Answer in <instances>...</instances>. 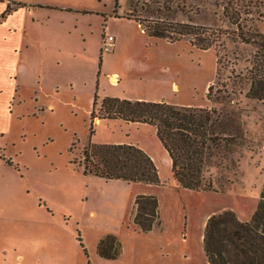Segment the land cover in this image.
Wrapping results in <instances>:
<instances>
[{
	"label": "rangeland",
	"instance_id": "obj_1",
	"mask_svg": "<svg viewBox=\"0 0 264 264\" xmlns=\"http://www.w3.org/2000/svg\"><path fill=\"white\" fill-rule=\"evenodd\" d=\"M227 1L119 0L117 8L118 17H138L146 25L161 17L222 30L219 63L214 49L200 50L189 38H151L138 23L117 20L115 0H0V10L9 12L5 18L14 14L0 25V34L21 23L25 35L19 30L17 36L31 43L22 56L13 53L11 37L7 47L0 45V264H208V219L233 211L250 221L264 187V101L246 96L245 70L255 48L237 37L238 28L224 14ZM145 2H154L153 13L142 10ZM230 2L241 9L245 32L264 34V0ZM36 3L46 7L26 15L25 6ZM163 5L169 8H157ZM18 9L23 11L13 13ZM108 35L117 38L112 53L102 50ZM114 72L121 77L119 87L108 81ZM234 80L243 94H232L226 106L239 113L241 135L207 174L212 190L176 182L149 125L104 123L93 130L101 143L133 141L154 154L157 188L84 174L81 160L93 142L89 113L97 88L99 104L103 96L222 109L208 100L209 87L230 94ZM147 192L159 202L148 232L134 221L136 199ZM108 235L118 240L114 258L97 251ZM18 252L26 256L17 259Z\"/></svg>",
	"mask_w": 264,
	"mask_h": 264
},
{
	"label": "trees",
	"instance_id": "obj_2",
	"mask_svg": "<svg viewBox=\"0 0 264 264\" xmlns=\"http://www.w3.org/2000/svg\"><path fill=\"white\" fill-rule=\"evenodd\" d=\"M118 4L119 0H115L114 14L116 18H121L117 15ZM153 5L154 2H145L141 8L150 14L154 12ZM223 7L229 22L239 30L237 37L255 48L245 70V82L249 84L246 96L264 101V34L244 31L238 5L228 0ZM157 8L161 10L169 7L163 5ZM6 14L9 12H5L0 19H4ZM132 20L151 38L166 39L171 43L189 38L190 43L200 50L214 49L220 63L221 49H225L222 30L177 21L166 22L161 17L152 20L149 25L138 17ZM232 86L230 94L227 90L215 91L214 86L209 87L208 100L225 105L222 109L181 107L163 102L109 97L104 98L99 109H96L99 104L96 93L90 114V136L95 135L93 128L96 118L149 125L155 128L159 141L171 159L176 182L185 189L210 191L213 182L207 178V174L213 166L220 165L221 155L232 144H236V139L241 135L240 115L226 105L233 103L232 94H243V89L241 82L236 80ZM81 165L85 175L129 184H160L155 162L136 145L94 144L90 141L83 150ZM136 204L135 224L144 231H151L159 213L158 199L155 196H143L136 199ZM116 245V237L108 235L100 241L97 251L102 257L114 258L119 254ZM203 247L208 264H264V187L250 221H241L233 211L211 216L204 229ZM114 248L115 253L111 254Z\"/></svg>",
	"mask_w": 264,
	"mask_h": 264
},
{
	"label": "crops",
	"instance_id": "obj_3",
	"mask_svg": "<svg viewBox=\"0 0 264 264\" xmlns=\"http://www.w3.org/2000/svg\"><path fill=\"white\" fill-rule=\"evenodd\" d=\"M24 5H26V4H24ZM34 6L35 7H32V6H29V5H26L25 7H26V15L28 14H32V13H34V11H33V9L34 8H36V7H46V6H44V4H41V3H36V4H34ZM4 10H5V7H2V9L0 10V17L3 15V13H4ZM114 10V9H113ZM19 11H23V9H18L17 11H14L13 13H17V12H19ZM87 14L88 13H93V12H86ZM13 15L14 14H10V15H8L7 16V18H4V19H0V25H4V22L7 20V19H9L10 17H13ZM116 19V18H115ZM117 20H122V21H127V22H134V23H136L134 20H132V19H127V18H117ZM32 22H33V20H32ZM17 25V24H16ZM136 25L137 26H139L137 23H136ZM26 28H25V25L22 27V24L21 23H18V27L16 26V28H14V25L12 26H6V30L3 32H1V34H0V45L1 46H6L7 47V45H6V41L11 37V39H13L12 40V49H13V53L14 54H18L19 56H22L24 53H28L29 52V49L31 48V43L30 44H28V41H20V38L17 36L20 32H19V30H21V31H23L24 32V30H25ZM141 30V29H140ZM142 31V30H141ZM24 35H25V32L23 33ZM113 36V35H112ZM16 38L18 39V41L16 40ZM114 38H115V46H116V41H117V38L114 36ZM23 51H25V52H23ZM114 51V50H113ZM112 51V52H113ZM111 52V53H112ZM43 56H44V53H43ZM45 64V61L44 60H42L41 61V67L44 69L45 67L44 66H42V65H44ZM17 71H18V69H17ZM115 75H116V77H115ZM19 76V74H18V72H17V74H16V77H18ZM112 76L113 77H115V78H117L116 80H118V81H116V82H114L113 81V78H112ZM108 81H109V83L111 84V86L112 85H118V86H116V87H119L120 86V84H121V77L119 76V74L118 73H116V72H114V73H111V74H109L108 75ZM113 87H115V86H113ZM96 93H98V88H97V92ZM96 95V94H95ZM99 97V96H98ZM104 98H107V97H103L102 96V98L100 99L101 101L104 99ZM109 98H119V97H109ZM119 99H122V98H119ZM124 99H126V98H124ZM123 99V100H124ZM126 100H131V101H148V102H156V103H162V102H157V101H150V100H147V99H126ZM93 102H94V100H93ZM98 103H99V101H98ZM163 103H166V102H163ZM101 104V103H100ZM100 104H98V106L96 107V109H99V107H100ZM167 104H169V103H167ZM50 108L51 109H53L54 108V106H50ZM93 108H94V106H93V103H92V108H91V110H90V113L89 114H91V112L93 111ZM95 125H96V127H100L102 124H104V123H116V124H118L120 127H121V124H124V125H126V126H131V127H133V126H138V127H142V126H148V125H145V124H137V123H127V122H125V121H122V120H102V119H99V118H96L95 119ZM153 128V127H152ZM153 130H154V132H155V135H156V130H155V128H153ZM156 137H157V135H156ZM97 138L95 137V135L93 136V142L92 143H94V144H110V143H101V142H99L98 140H96ZM157 139H158V137H157ZM92 141V140H91ZM158 141H159V139H158ZM159 143H160V145H161V147L164 149V147H163V145L161 144V142L159 141ZM112 144H131V145H140V144H137V143H133V141H127V142H124V141H121V142H118V143H112ZM87 146V145H86ZM85 146V147H86ZM84 147V148H85ZM141 149H143L152 159H153V161L155 162V164H156V166H157V168H158V160H157V158L155 157V155L154 154H152L151 152H149V151H147V150H145V148L144 147H142L141 146ZM164 153L165 154H163V164L164 165H166L168 168H170L171 169V172H172V163H171V159H170V157H169V155H168V153L165 151V149H164ZM161 159V158H160ZM158 171H159V169H158ZM144 185V184H143ZM145 186H148L149 188H157V187H155L156 185H145ZM143 195H147V196H156L155 194H153V193H151V192H147V193H144ZM28 244H29V241H28ZM20 253H22L24 256H26L23 252H18V255H17V259L18 258H20ZM207 260V259H206Z\"/></svg>",
	"mask_w": 264,
	"mask_h": 264
},
{
	"label": "built area",
	"instance_id": "obj_4",
	"mask_svg": "<svg viewBox=\"0 0 264 264\" xmlns=\"http://www.w3.org/2000/svg\"><path fill=\"white\" fill-rule=\"evenodd\" d=\"M115 47V38L114 36L108 35L103 40V52L109 53Z\"/></svg>",
	"mask_w": 264,
	"mask_h": 264
},
{
	"label": "bare ground",
	"instance_id": "obj_5",
	"mask_svg": "<svg viewBox=\"0 0 264 264\" xmlns=\"http://www.w3.org/2000/svg\"><path fill=\"white\" fill-rule=\"evenodd\" d=\"M115 77H116V75H115ZM115 77L112 76L114 82L118 81V80H116L117 78H115Z\"/></svg>",
	"mask_w": 264,
	"mask_h": 264
}]
</instances>
